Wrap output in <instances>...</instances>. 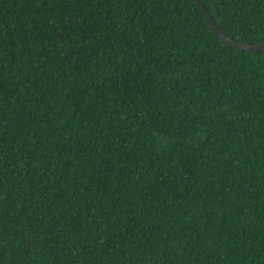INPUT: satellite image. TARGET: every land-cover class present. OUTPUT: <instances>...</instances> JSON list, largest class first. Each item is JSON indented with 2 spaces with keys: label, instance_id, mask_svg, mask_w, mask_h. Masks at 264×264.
Returning a JSON list of instances; mask_svg holds the SVG:
<instances>
[{
  "label": "trees",
  "instance_id": "trees-1",
  "mask_svg": "<svg viewBox=\"0 0 264 264\" xmlns=\"http://www.w3.org/2000/svg\"><path fill=\"white\" fill-rule=\"evenodd\" d=\"M0 264H264V51L193 0H0Z\"/></svg>",
  "mask_w": 264,
  "mask_h": 264
},
{
  "label": "water",
  "instance_id": "water-1",
  "mask_svg": "<svg viewBox=\"0 0 264 264\" xmlns=\"http://www.w3.org/2000/svg\"><path fill=\"white\" fill-rule=\"evenodd\" d=\"M193 1L197 5V7L199 8L206 24L208 25L211 32L215 35V37L221 39L226 44H228L232 47H235L237 49H240V50L250 51L253 53L264 51V41H263V43H256V44L245 43V42L237 41V40L231 38L230 36H228L227 34H225L220 29V27H218L217 24L214 22V20L212 19L211 15L207 11V9L204 7V5L199 0H193Z\"/></svg>",
  "mask_w": 264,
  "mask_h": 264
}]
</instances>
